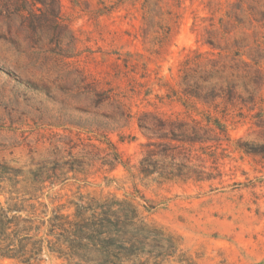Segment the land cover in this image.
I'll use <instances>...</instances> for the list:
<instances>
[{"label": "rangeland", "instance_id": "1", "mask_svg": "<svg viewBox=\"0 0 264 264\" xmlns=\"http://www.w3.org/2000/svg\"><path fill=\"white\" fill-rule=\"evenodd\" d=\"M237 1L244 23L226 14ZM257 1L264 3L0 0V200L21 203L31 196L23 188L36 186L39 174L46 178L41 197L17 213L33 215L35 203L40 214L28 233L13 235L16 249L34 250L18 254L36 256L31 264H264V123L253 117L264 108V22L247 16ZM236 40L241 58L262 69L256 110L242 115L195 98L186 107L185 60L195 63L199 53L229 59ZM125 105L132 117L121 114ZM224 109L230 139L199 151L173 150L175 167L185 163L203 177L161 175L172 159L155 155L157 167L150 168L159 171L141 170L149 147L162 148L146 146L153 113L202 120L209 110L222 116ZM11 176L21 180V191L11 193ZM39 201L49 205L46 216ZM82 204L99 212L111 207L130 219L118 225L127 231L128 252H107V233L99 237L89 228L81 236L69 225L36 227L53 208L72 215ZM0 264L28 263L6 256Z\"/></svg>", "mask_w": 264, "mask_h": 264}, {"label": "trees", "instance_id": "2", "mask_svg": "<svg viewBox=\"0 0 264 264\" xmlns=\"http://www.w3.org/2000/svg\"><path fill=\"white\" fill-rule=\"evenodd\" d=\"M100 1L104 3V0ZM35 2L44 5L47 3L45 0H35ZM255 3H257L259 7L252 5L249 9L256 10V12L251 11V14H248L247 16L250 18L253 17L256 21L264 22V3H259L258 1ZM104 8L108 9V5ZM104 11L105 10L100 9L99 13ZM226 14L235 22H245V15H243L245 14V10L241 7L240 1L234 3ZM169 36L168 32L166 35L167 39ZM166 40H164L161 45L165 44ZM211 43L215 46L214 42ZM235 45L237 48L229 59H224L222 57H206L204 53H199L197 58L194 59L195 63L192 62V59L185 60L184 69L182 71V84L184 85L183 94L187 97V100L184 102L186 107H192L189 103V99L195 98L206 105H213L215 108H218L222 103L231 105L238 108L242 115L246 110L251 112L256 110L258 107L257 98L260 94V89L262 88L258 89V84L260 83L259 80L263 76L262 69L255 66L253 63L248 62L244 58H241L243 52H241L242 46L238 40L235 41ZM253 59L255 60V63H258L257 58ZM126 106L127 105H125V107ZM125 107L121 110V114L132 117L134 112L131 106H127V113ZM161 114L165 113H153L151 117L154 124L148 126H145L142 118L145 115L147 116V112L139 118V125L142 127L145 126L151 133V136L149 137L152 140L147 142L146 146L157 145V147H162L160 150H155L149 147L148 154L142 160L141 170L145 173L159 171L157 170L158 168H153V170L150 168L152 166L157 167L156 161H158V159H154L155 155L161 158L170 157L172 159L171 165L161 168L163 170L165 169L164 172L160 173L161 175L166 174L168 176L170 175V177L172 175L184 178H192L194 176L203 177V172L201 170L185 163L175 167L179 163H173V160L176 159V153L173 152V150L182 147L187 148L190 151H199L201 148L212 147V141H221L223 136L230 139L229 111L224 109L223 115L218 116L209 110L206 113L205 118L202 120H199L192 115H188V117L185 118L178 116L174 118L172 116ZM253 117H259L261 120H259L260 122L258 123H261L262 125V123H264V108L261 106L260 110L253 114ZM153 137H156L158 140H153ZM111 145L114 146L112 142ZM115 155L117 161H121L118 152H115ZM146 167L148 168L146 169ZM14 171L21 173L20 169H14ZM45 179L44 174H39L35 179L36 186L31 190L24 187L23 191H27L31 196L23 197L21 203H19L16 197H9L6 200V204L0 200V257L9 256L20 259V261L28 264H31L32 261L36 259V256L33 254L24 256L18 254L19 252H34V250L28 251L23 244L19 246L20 249H16L14 246L17 244L14 243L15 239L13 235L20 232L28 233L33 225L38 222V218H40V214L38 213L39 207H37L35 203L31 205V210H33L31 213L33 215L21 218L17 213L22 210H27L25 206L26 202L41 197L40 195H37V192L44 188L42 183ZM9 180L14 188L11 193L22 190V188L17 187L21 180L16 176H11ZM2 181L3 178L0 177V194L5 188L2 186ZM39 204L46 207L45 210H42L46 216L49 208L48 203L39 201ZM96 208L97 207L92 205L82 204L72 214L74 219L71 218V214L63 213L62 207L53 208V215L47 219L43 218L40 220L39 222L41 223L36 227L41 228V226L45 225L48 221L62 228L69 225L72 226L70 232L74 231V233H81V236L84 234L83 231L89 228L92 233L96 230L97 236L99 237L107 233V237L102 239V246L108 249L107 252H128L129 247L125 245V242L127 241V231L118 225L122 222L127 223L130 219H128L126 215L123 217L124 215L121 211L113 210L111 207L105 208L102 212H99ZM133 217H131V219ZM20 223H24L22 228H19L18 226ZM13 224H16L18 227L11 231ZM74 226L75 228L77 227V230H74ZM99 226H102V228H98ZM92 236L93 234L89 236L90 239L95 241ZM87 246L89 245L82 244L83 248ZM42 249L43 248L41 247L37 249L36 252H40ZM117 259L120 258L118 257Z\"/></svg>", "mask_w": 264, "mask_h": 264}]
</instances>
